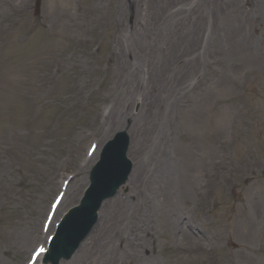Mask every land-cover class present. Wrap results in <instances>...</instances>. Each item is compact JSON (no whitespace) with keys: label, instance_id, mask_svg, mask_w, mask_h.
Here are the masks:
<instances>
[{"label":"rangeland","instance_id":"obj_1","mask_svg":"<svg viewBox=\"0 0 264 264\" xmlns=\"http://www.w3.org/2000/svg\"><path fill=\"white\" fill-rule=\"evenodd\" d=\"M33 1L0 0V264L27 261L40 241L57 185L80 170L59 214L78 203L91 166L81 163L92 142L102 144L121 130L133 133L143 103L132 102L129 121L113 127L104 119L106 109L116 106L114 100L121 96V101L129 87L114 71L118 56L128 63L121 74L132 70L135 58L138 63L152 60L145 40H156L162 54L169 55L167 78L177 66L191 62L164 86L180 85L184 92L178 102L185 95L193 104L181 101L172 113L168 110L163 126L153 132L159 139L173 137L164 146L166 154L159 147V156L167 157L160 162L184 176L190 189L189 200L174 192V218L188 210V219L210 237L198 238L204 246L198 252L196 238L156 233L153 248L149 237L146 241L150 248L144 264H264V70H258L264 60L253 55L254 49L264 55L263 44H257L264 40V15L247 24L245 0H171L167 9L176 12L174 18L163 26L158 15L152 17L148 34L151 0H123L125 16L118 11L122 0H43L38 18ZM249 1L257 11L258 0ZM150 82L137 80L136 99L148 86L150 94ZM130 155L135 160L133 149ZM158 165L161 179L167 171ZM229 175L234 180L228 181ZM214 185L216 192L200 195L201 188ZM129 192L124 187L120 195ZM114 201L103 205L102 220L76 262L62 264L82 261L100 238ZM125 219L123 245L133 237ZM145 223L156 232L153 219Z\"/></svg>","mask_w":264,"mask_h":264},{"label":"bare ground","instance_id":"obj_2","mask_svg":"<svg viewBox=\"0 0 264 264\" xmlns=\"http://www.w3.org/2000/svg\"><path fill=\"white\" fill-rule=\"evenodd\" d=\"M170 1L171 0H161L160 2V0H151L153 11L146 16L148 34L152 31L150 20L152 17L158 15L163 26L168 25L174 18L176 12H171L167 9ZM247 2L249 3V1ZM258 2L259 4L256 7L258 10L256 11L255 8L253 9V5L251 4V10L247 17L252 16L253 18H258L259 15L263 17L264 0H258ZM129 6H131L130 1ZM127 10V3L123 5L122 0V2L119 3L118 11H122V15L125 16L127 15ZM253 11H255V14H253ZM198 15L199 13L194 15V20H198ZM189 42L192 44V40H189ZM156 43V40H145V46L148 48V52L145 51V53L149 54L153 62L151 59H148L143 63H138V60L135 58L132 62V70L125 72L126 74H121L120 72L128 68V63L123 60L122 56H118L116 60L114 71L122 75L120 77L121 82L129 87L125 90V94L121 100L122 102L120 101V96L118 107L110 118L109 123H112L113 127L121 122L124 123L129 121L132 102L135 101L136 104L138 103L134 92L137 86V80L139 78H141L142 81L148 79L149 82L151 81L150 86H152L150 94L148 86L147 93H145L144 97L141 99L143 103V107L141 108L142 115L134 122L132 127L133 133L130 135L131 147L128 154L130 156V152L132 154L133 149V157L136 162L135 166V162L132 161L134 164V171L131 175V177H133L130 182V192L127 197L128 199L131 197L132 201H122V197H118L117 199H119V201H129V203L123 204L116 201V199L109 204V214L103 226L100 238L78 264H144L147 260V253L145 252L150 248V246L146 244L148 237L151 239L150 245L156 242V233L162 236L166 235L168 238L175 236L177 239L187 241L190 240V238L193 239L190 231L182 228H179L178 232L180 238L176 236L179 224L175 219L177 214H175L174 218L175 206L177 204L174 192L180 200H189L190 189L187 186L188 182L185 181L184 176H180L179 173L175 174L173 170L166 167L164 162H160L167 157H160L158 152L160 147L163 153L166 154L168 149L164 146L171 145L173 137L162 136L161 139H159V137L154 136L153 132L154 128L163 126L162 119L164 121L166 118L167 111L170 110L172 113L176 106L179 107L181 101V99H179L178 102V88L180 85L177 86V84L172 83L174 87L167 88L164 84L168 83V80L173 74L188 69V67L191 66V62H184L181 67L177 66L167 78V74L165 75L164 71L168 65L169 55L162 54L163 51L161 47ZM257 44L260 46L263 44L264 46V40H261ZM230 45L234 51L238 52L237 42L235 40H232ZM253 55L258 61L263 56V54L258 53L256 50ZM142 66L148 68L149 75L142 69ZM258 70L262 73L264 66H260ZM228 77H231V74L228 73ZM166 78L167 81L165 80ZM169 93H171V95ZM169 104L170 107H168ZM180 152H184L181 145ZM158 163L164 164V169L167 171L161 179L157 177V173L161 169ZM156 167L158 169L157 171ZM196 188L198 189V181L196 183ZM202 190L203 188L201 191L199 190L200 195H205L210 191L209 188L206 192ZM136 191H139V194H137ZM127 217L128 230L132 233L133 237L130 241L124 239L123 245L122 241L121 243L119 241L120 237L122 240V236L124 235L122 224ZM182 217L185 218L184 216ZM148 219H153L156 223L154 224V227L157 226L156 232L150 228L148 223H145ZM137 221H140L139 225ZM197 234L200 237V234ZM148 259L153 260V257L150 256Z\"/></svg>","mask_w":264,"mask_h":264},{"label":"snow or ice","instance_id":"obj_3","mask_svg":"<svg viewBox=\"0 0 264 264\" xmlns=\"http://www.w3.org/2000/svg\"><path fill=\"white\" fill-rule=\"evenodd\" d=\"M43 251H44V249H43V248H41V249H40V252H43ZM37 255H39V253H37Z\"/></svg>","mask_w":264,"mask_h":264}]
</instances>
